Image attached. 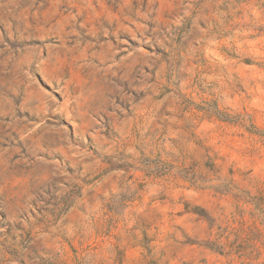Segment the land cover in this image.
I'll return each instance as SVG.
<instances>
[{
	"label": "rangeland",
	"instance_id": "rangeland-1",
	"mask_svg": "<svg viewBox=\"0 0 264 264\" xmlns=\"http://www.w3.org/2000/svg\"><path fill=\"white\" fill-rule=\"evenodd\" d=\"M0 264H264V0H0Z\"/></svg>",
	"mask_w": 264,
	"mask_h": 264
}]
</instances>
